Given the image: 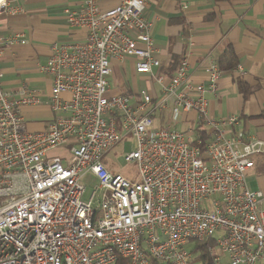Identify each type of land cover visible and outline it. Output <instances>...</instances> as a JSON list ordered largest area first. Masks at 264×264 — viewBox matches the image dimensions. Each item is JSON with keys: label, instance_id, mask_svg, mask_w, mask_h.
<instances>
[{"label": "built area", "instance_id": "obj_1", "mask_svg": "<svg viewBox=\"0 0 264 264\" xmlns=\"http://www.w3.org/2000/svg\"><path fill=\"white\" fill-rule=\"evenodd\" d=\"M98 2L66 11L86 38L54 44L42 67L57 115L48 130H27L19 108L40 99L16 98L0 71V264H202L189 245L206 239L216 242L213 264L225 256L229 264H264V193L247 182L264 140L234 135L238 115H210L205 94L218 91L220 69L211 68L207 89L188 83L187 60L171 76L157 75L165 100L197 112L200 127L191 135L156 128L152 96L112 95L109 81L113 61L133 57L140 74L160 68L144 17L149 0L106 11ZM19 11L0 0V22ZM2 32L0 59L19 41ZM129 135L135 149L125 160L137 164L135 181L104 162ZM56 150L65 154L52 157Z\"/></svg>", "mask_w": 264, "mask_h": 264}, {"label": "crops", "instance_id": "obj_2", "mask_svg": "<svg viewBox=\"0 0 264 264\" xmlns=\"http://www.w3.org/2000/svg\"><path fill=\"white\" fill-rule=\"evenodd\" d=\"M9 1L20 11L4 15L0 26L3 36H18L19 41L7 46L0 59L3 87L20 100L27 95L40 99V104L24 105L19 110L29 132L46 131L57 115L50 107L51 77L42 67L52 56L54 44L86 38L85 32L70 26L66 17V11L78 12L83 0ZM122 1L98 3L106 11ZM144 17L152 23L153 56L160 68L140 74L133 57L113 61L110 94L122 93L134 100L138 92L147 91L154 102L155 127L191 135L200 127L198 113L177 112L173 100H165L155 77L171 76L187 60L188 83L207 89L211 68H219L221 55L232 47L238 66L220 70L218 91L206 92L210 115L217 121L238 115L234 135L242 133L245 141L264 140V0H149ZM137 78L147 85L146 89L137 88ZM254 163L247 177L255 175L259 182L250 189L264 193V155L254 157Z\"/></svg>", "mask_w": 264, "mask_h": 264}, {"label": "rangeland", "instance_id": "obj_3", "mask_svg": "<svg viewBox=\"0 0 264 264\" xmlns=\"http://www.w3.org/2000/svg\"><path fill=\"white\" fill-rule=\"evenodd\" d=\"M132 80V79H131ZM137 88L139 90L146 89L147 85L143 83L142 80L137 78ZM135 149V143L132 139V136L129 135L122 139L120 143L114 146L104 157V162L108 166V168L113 172L122 173L128 179L135 181L138 176V167L137 164H129L126 162L125 157ZM65 154L62 150H56L52 153V157L56 155L63 156ZM247 182L251 189H255L258 184V180L255 175H249L247 177ZM102 195V192L99 193V196ZM98 199V198H97ZM264 209V205L262 206ZM102 212H99L98 217L101 218ZM195 243L189 245V248H193ZM225 264H229L228 258L225 256Z\"/></svg>", "mask_w": 264, "mask_h": 264}, {"label": "trees", "instance_id": "obj_4", "mask_svg": "<svg viewBox=\"0 0 264 264\" xmlns=\"http://www.w3.org/2000/svg\"><path fill=\"white\" fill-rule=\"evenodd\" d=\"M238 66V59L232 47H229L220 57L219 68L221 71H230ZM215 240L206 239L201 242H195L192 248L193 252L200 253V257L203 261L202 264H213V256L210 253V248L215 247ZM116 264H129V260L120 258ZM153 264H159L153 262Z\"/></svg>", "mask_w": 264, "mask_h": 264}]
</instances>
